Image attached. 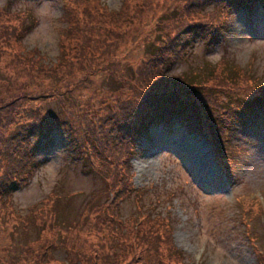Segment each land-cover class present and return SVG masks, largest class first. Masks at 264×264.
<instances>
[{
  "label": "rangeland",
  "instance_id": "rangeland-1",
  "mask_svg": "<svg viewBox=\"0 0 264 264\" xmlns=\"http://www.w3.org/2000/svg\"><path fill=\"white\" fill-rule=\"evenodd\" d=\"M176 2L0 0V178L6 168L4 147L19 129L38 125L48 115L57 117L55 127L36 145L32 169H26L19 183L15 181L19 185H11L10 190L7 186V196L0 199V264H153L150 253H144L141 263L135 257L116 260L110 255L124 253V239L129 242L141 235L138 243L148 244L143 236L156 239L149 233L156 230L161 231L159 246L156 239L153 247L170 264L165 246L160 245L163 239L188 264H264V127L257 118L253 125L242 113L235 116L229 111L228 117L219 111L214 117L220 126L226 125L224 140L231 159L211 145L209 135H202L194 114L154 122L134 138L127 186H112L110 170L98 168L87 159L90 156L77 152V139L96 130L108 108L134 103L148 92L141 88L149 85L154 71L176 77L219 58L243 65L250 56L251 77L264 84L260 3L252 5L257 17L251 15V19L232 8L229 29L209 44L198 40L188 46L185 60L166 69L156 64L150 53L159 40L174 34L169 18ZM136 3L141 11L133 13ZM4 10L27 13L30 28L16 32L19 16ZM69 11L80 20L71 22ZM182 11L195 14L185 6ZM82 21H88L83 45L91 65L75 63L74 51L75 57H68L74 63L72 69L62 70L66 64L59 58L61 45L75 46L78 35L62 39V30ZM128 21L131 26L120 37L115 31L121 32ZM82 28L76 24L75 30ZM113 38L120 44L108 46ZM252 85L208 92L211 106L223 91L248 96L255 90ZM254 109L257 115L263 114ZM25 134L22 131L17 140L25 142ZM94 196L97 199L92 201ZM87 223L93 232L89 233ZM106 224L112 226L109 233L104 231ZM76 232L85 234L86 240L72 237ZM255 245H260L263 259ZM131 247L128 253L140 248L136 243ZM82 249L83 253H74Z\"/></svg>",
  "mask_w": 264,
  "mask_h": 264
},
{
  "label": "trees",
  "instance_id": "trees-1",
  "mask_svg": "<svg viewBox=\"0 0 264 264\" xmlns=\"http://www.w3.org/2000/svg\"><path fill=\"white\" fill-rule=\"evenodd\" d=\"M94 1L96 0H93V2ZM255 3H260L263 8L262 13L264 14V0H178V2H176L177 6L173 8L169 18L173 23L174 34L165 37V39L162 37L164 40H159L158 47H153L150 54L153 56L155 63L164 69L173 63L185 60L188 57L186 51L188 46H193L198 40L209 44L217 40L225 30L229 29L227 21L231 17L232 8H238L244 11L249 19H251V15H254V18H256L257 15L254 13L252 7ZM184 6L186 9L193 10L196 15L190 14L187 11H182ZM95 7L97 6L95 5ZM132 9L133 13H137V11H141V6L136 3L133 5ZM5 12L13 15V17L19 16V22H17L18 30L16 32H24L30 28L29 20H31V18L27 13H12L8 10ZM69 16L71 17V22L80 20L73 18L74 15H72L70 11ZM87 22L82 21V24L75 22L73 29L68 27L62 30L65 32L60 36L62 39L66 36L70 38L74 37L75 33L78 32L75 46L72 44L67 46H64V44L61 45L59 58L62 59L61 64H66L62 70L66 68L67 70L72 69L74 63L70 61L68 57L71 59L74 58V51L77 52L75 63L83 66L91 65V59H88L87 49L83 45V41L88 37V34H86ZM76 24L81 28L83 27L81 29L82 33L79 30H75ZM128 25L131 26L129 21L123 25L121 32L119 30L115 32L118 31L117 34L120 35V37L124 36L128 31ZM108 35L112 36L113 31L109 32ZM117 43L120 44L118 40L113 38V40H109V44L107 45L112 47L113 45L116 46ZM151 65H153L152 58ZM86 68H88V66ZM153 74L154 75L149 80V85L146 88L144 86L141 88L148 91L147 93L143 92L141 97H138L134 103L116 104L113 110L108 108V115L98 122L97 129L94 131L89 130L88 133L84 132L83 135L77 139V143H75L79 148V150H75H77V152L79 151L78 153L82 152L85 156H90L87 159L90 160L93 165L96 163L98 168H102L107 172L110 170L108 175H106L111 177L110 183L112 186L128 185L131 179L128 157L133 150L134 138L140 137L142 131L149 125L154 124V122L157 124L159 122L172 120L177 117V114H194L195 117L193 118L197 122V126L201 129L202 135L206 137L209 135L211 145L217 149L219 153L227 155L226 144L228 141L226 142L224 140V137L228 136L226 125L223 124L220 126L219 122H216L214 118L219 114V111L224 114L226 113L228 117H230L229 111H231L232 115H238V113H242L243 115L246 114L244 116L247 117L249 123L253 124V119L257 118L264 127V108L262 107V105L264 106V84L260 85L257 78L253 79L251 77L253 74L250 56L247 57L243 65L230 61L229 59L219 58L215 63L205 62L202 66H195L185 72L177 74L176 77H168L164 76V74L157 75L156 71H154ZM246 83L251 86H253L252 83L255 85V90L250 92L248 96L239 97L238 95L234 96L229 92L223 91L221 94L222 97L215 99V101H213L214 106H211L213 99L212 96L208 98L210 95L208 92H215L223 87L226 89L239 88ZM224 84L226 86H223ZM42 95L46 97L45 94ZM52 96L53 95H50V97ZM225 97H229V100L227 101ZM250 107H252V109L248 111ZM254 108L260 109L263 114L261 116L257 115ZM55 119H57L56 116L48 115L47 119L38 121V125H36L37 122H35L33 125H26L24 128L21 127L19 129L21 131H19L12 140L14 143H11V140L6 143L3 150L5 153L6 168L0 178V199L7 196L5 192L7 186V190H10L11 188L9 187L11 185H19L15 183V181L23 179L26 169H32L36 145L40 142L42 136L47 135L55 127L53 124V120ZM22 131L26 133L25 142L17 140ZM232 150L233 152L240 151L237 148H233ZM229 159H231L230 156ZM107 163H109L110 166H108ZM118 164H121L123 168L118 166ZM92 167L93 170H95L94 166ZM110 189L111 188L108 187V190ZM96 199L94 196L92 201ZM93 204L95 203L91 205ZM249 212L252 213L253 210H249ZM87 217H90V214L85 216L83 222H85ZM42 224L43 229L41 231L43 232L46 226L44 223ZM87 225H91V223H87ZM111 227L110 224H106L104 231L109 233ZM113 227L115 228V225ZM155 227L157 228L158 226ZM144 230L149 232L148 229ZM93 231L94 229L91 225L89 233ZM165 231L168 233L169 230ZM135 232L138 233L136 229ZM149 233L154 234L159 246L158 235H160L161 231L156 230L150 231ZM253 234L258 238L257 232ZM71 235H69L67 239ZM72 237H75L79 242H84L86 240L85 234L81 235L77 232L73 233ZM139 238H141V235H139L138 239ZM150 238L151 240L143 236V239L148 243L146 245L141 242L138 243L136 237L133 238V240H129V242H126L127 240L124 239L123 242L127 245L125 246L124 253H111L110 257L116 258V260H120L121 257L124 256L135 257V260L141 263V260H143V257L146 255L144 253H150L152 255L153 264H170L165 261V257L161 256L160 252L157 251L158 247H153L157 243L156 239ZM166 239H169L168 234L166 235ZM254 241L256 242L255 239ZM135 243L137 246L139 245V250L128 253L129 250H132L131 246H134ZM121 244L120 242V245ZM160 245L165 246L167 250L166 254H168L166 259L168 261L173 264H183V262L184 264H188L187 262L185 263L184 256L178 252H173L172 243H167L165 239H163V243H160ZM107 248H109L108 243ZM255 248L262 258L263 255L258 249L260 245H255ZM80 252L83 253V249L75 251L74 253L78 255ZM10 257L15 259L11 254ZM92 258L94 262H97L94 255H92ZM85 259H87L86 256ZM262 263H264V261H262Z\"/></svg>",
  "mask_w": 264,
  "mask_h": 264
}]
</instances>
